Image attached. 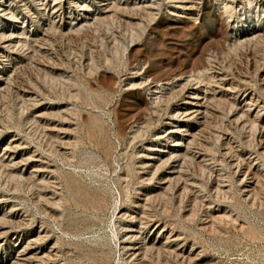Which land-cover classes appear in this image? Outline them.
I'll return each mask as SVG.
<instances>
[{
  "label": "rangeland",
  "instance_id": "1",
  "mask_svg": "<svg viewBox=\"0 0 264 264\" xmlns=\"http://www.w3.org/2000/svg\"><path fill=\"white\" fill-rule=\"evenodd\" d=\"M105 1L0 0V264H264V0Z\"/></svg>",
  "mask_w": 264,
  "mask_h": 264
},
{
  "label": "bare ground",
  "instance_id": "2",
  "mask_svg": "<svg viewBox=\"0 0 264 264\" xmlns=\"http://www.w3.org/2000/svg\"><path fill=\"white\" fill-rule=\"evenodd\" d=\"M97 1H98V0H97ZM102 1H105V0H102ZM173 1H174V0H173ZM82 2H83V1H82ZM105 2H108V1H105ZM102 4H103V3H102ZM99 5H101V4H99ZM103 5H104V6H103V9L106 8V7L109 9V8L111 7V6L108 7V6L106 5V3H104ZM100 8H101V6H100ZM107 8H106V9H107ZM110 9H111V8H110ZM101 10H102V9H101ZM103 11H105V10H103ZM106 11H108V10H106ZM262 37L264 38V36H262ZM257 38H258V37H257ZM259 41H260V40H259ZM251 43H252V42H251ZM187 80H188V79H187ZM195 80H196V79H195ZM187 85H188V84H187ZM185 87H186V86H185ZM185 89H186V88H185ZM185 98H186V97H185ZM198 98H199V94H198V92H197V93H196V92H195V93H194V92H191V93L188 92V94H187V99H188V100H191V102H192V103H191V105L193 106V107L191 106V107L193 108V109H192L193 111L191 110L192 113H197V114H198V112H199L200 109H201V108H200V107H201V105H200L201 102L199 101ZM228 100H229V99H228ZM185 102H186V101H185ZM186 103H188V102H186ZM204 104H205V103H204ZM192 113H191V114H192ZM180 114H181V113H180ZM194 116H195V115H194ZM180 131H181V130H180ZM177 132H178V131H177ZM186 135H188V134H186ZM179 145H180L179 143H175L173 146H179ZM154 151H155V150H154ZM33 240H34V239H33ZM33 240H32V241H33ZM27 243H28V242H27ZM27 245H28V244H27Z\"/></svg>",
  "mask_w": 264,
  "mask_h": 264
}]
</instances>
